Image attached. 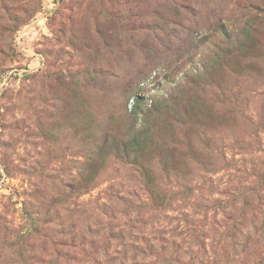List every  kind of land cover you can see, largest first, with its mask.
<instances>
[{"label": "rangeland", "instance_id": "rangeland-1", "mask_svg": "<svg viewBox=\"0 0 264 264\" xmlns=\"http://www.w3.org/2000/svg\"><path fill=\"white\" fill-rule=\"evenodd\" d=\"M0 264H264V0H0Z\"/></svg>", "mask_w": 264, "mask_h": 264}]
</instances>
